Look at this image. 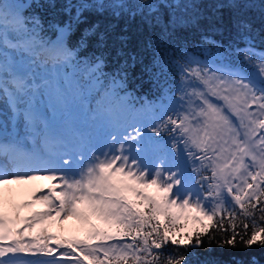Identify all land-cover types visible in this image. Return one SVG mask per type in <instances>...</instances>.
<instances>
[{"label":"rangeland","instance_id":"1","mask_svg":"<svg viewBox=\"0 0 264 264\" xmlns=\"http://www.w3.org/2000/svg\"><path fill=\"white\" fill-rule=\"evenodd\" d=\"M7 4L11 9L9 16L20 19L19 1L7 0ZM35 41L28 38L24 45L12 46L10 54H6L11 57L10 72L19 70L24 76H34L41 85L36 90L33 86L27 87L21 96L15 94L13 97L19 106L31 108L33 112L14 111L11 100L0 90V129H8L9 134L5 133L10 135L12 124L17 121L24 129L34 124L41 136L56 126L68 148L69 164L82 168L73 171L70 178L50 181L66 201L72 194L74 199L73 209L67 212L70 217L65 222L54 220L50 226L55 238L64 246L62 255L66 258L59 264H73L81 257L84 258L81 262L87 263L89 256L83 252L81 244L103 256L113 254L119 248L122 241L102 242L96 227L100 228L102 216L115 220L116 215L111 212L120 208L119 202L126 200L129 193L139 199L153 200L157 209L171 216L173 236L180 233L185 236L206 227L213 210L233 209L235 204L255 197L263 188V50L248 49L242 69L231 67L232 71L221 68L214 58L195 57L194 75H188L189 79L180 88L185 98L183 104L174 102L171 110L165 108L167 112L175 110L173 117L176 120L183 116L182 128L178 127L175 135L167 137L156 131V119L161 117L162 109L156 111L148 104L124 106L116 95L109 93V89L101 88L103 81L100 78L90 80V70L84 76L89 86L82 98L74 93L75 65L62 58L54 63L52 57L66 52L65 35L51 40L53 55L50 56L43 54L42 47L37 54ZM255 54H259L262 61L251 65L256 59ZM199 69L202 72H197ZM92 89L95 93L90 95V100H83L86 92ZM67 101L72 104L69 114L65 111ZM112 105L116 108L118 123L110 119L109 106ZM185 112L186 116L195 113L197 119L185 120ZM119 121L124 123L121 125ZM125 123L128 124L126 128ZM185 130L193 142L183 134ZM173 137L178 139L177 142ZM202 145L209 146L206 155L209 159L204 162V154L199 157L194 152ZM206 168L212 170L213 176L212 183L207 181L211 183L207 191L200 182L205 176L199 174ZM64 182H71L73 190L65 187ZM120 212L127 216L125 207L120 208ZM15 226H18L17 222ZM19 240L24 242L20 232ZM122 244L131 249L130 245ZM24 250L32 260L43 262L48 257L40 254L35 246L26 244Z\"/></svg>","mask_w":264,"mask_h":264},{"label":"trees","instance_id":"2","mask_svg":"<svg viewBox=\"0 0 264 264\" xmlns=\"http://www.w3.org/2000/svg\"><path fill=\"white\" fill-rule=\"evenodd\" d=\"M18 1L33 31L65 35L75 65L97 66L94 73L123 93L124 103L171 110L174 102L183 104L180 88L194 75L195 57L242 67L248 49L264 50V0ZM7 6L0 0V7ZM174 113L164 111L157 119L158 134L171 135L181 126L183 116L176 120ZM184 114L190 122L195 115ZM208 159L204 155L202 162ZM199 174L205 187L213 182L210 168ZM127 197L119 203L128 217L120 208L111 212L114 221L102 216L98 235L103 242L122 238L132 249L119 245L103 258L83 248L96 264H264V186L233 209L214 210L206 227L185 236H173L171 216L153 200Z\"/></svg>","mask_w":264,"mask_h":264},{"label":"bare ground","instance_id":"3","mask_svg":"<svg viewBox=\"0 0 264 264\" xmlns=\"http://www.w3.org/2000/svg\"><path fill=\"white\" fill-rule=\"evenodd\" d=\"M22 77V73H17L14 80L20 82ZM20 86L19 92L13 91L11 96L21 95L20 89L25 87V84ZM11 96V101L16 100ZM32 96L35 97L34 94ZM16 105L15 103L14 107ZM32 112L31 109L27 114ZM111 117L115 119L113 112ZM33 126L34 124H31L24 129L18 124V129L12 130L11 135H8V129H0V173L6 171L9 176L0 178V258L6 259V263H2L0 259V264H45L48 261L59 264L66 258L62 255L64 246L55 238L50 226L54 220L65 222L70 217L67 212L73 209V194L70 195L72 198L68 197L66 201V197L62 196L50 181L61 177L64 179L66 176L70 178L73 167L69 165L67 155L63 151L64 144L59 129L55 126L47 131L46 135L39 136ZM15 132L19 134L20 139L26 140V152L9 147L11 144L5 136L13 138L12 133ZM58 168L64 169L63 174L58 172ZM19 171L24 173L19 176ZM64 184L73 190L71 182ZM47 185L54 188L58 203H55L53 197L37 192V188ZM29 197H32V201L26 203L24 199ZM57 204H60V209L57 208L54 212L53 208L57 207ZM19 232L24 242L19 240ZM26 244L35 246L40 254L48 257L43 262L32 260L24 250Z\"/></svg>","mask_w":264,"mask_h":264}]
</instances>
